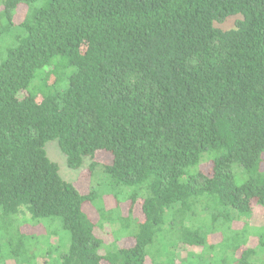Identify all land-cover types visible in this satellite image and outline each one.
I'll use <instances>...</instances> for the list:
<instances>
[{"label": "trees", "instance_id": "obj_1", "mask_svg": "<svg viewBox=\"0 0 264 264\" xmlns=\"http://www.w3.org/2000/svg\"><path fill=\"white\" fill-rule=\"evenodd\" d=\"M148 259L264 264V0H0V264Z\"/></svg>", "mask_w": 264, "mask_h": 264}, {"label": "rangeland", "instance_id": "obj_2", "mask_svg": "<svg viewBox=\"0 0 264 264\" xmlns=\"http://www.w3.org/2000/svg\"><path fill=\"white\" fill-rule=\"evenodd\" d=\"M19 18H22V15H19ZM236 22V17L230 18L228 20H226L223 23L218 24L220 27H222L223 29H229L234 27ZM58 141L57 140H51L47 143L46 148L47 151L49 153V156L52 158V160L58 162L59 166H60V174L62 175L63 178H65L68 181L74 182V184L77 186V188L79 190H81L83 193H88L89 190L91 189V187L95 188V189H105L107 190V185H108V181L104 180V182H102L101 184H99V176L97 177H92L89 173L88 170V161L85 163L86 165H83L80 169H72L67 165V161H66V156L61 152L60 148L57 145ZM96 159L97 161L101 162V163H108L111 160V156L109 154V152H104V151H100L97 153L96 155ZM203 171L205 173H211L212 171V163L209 162L207 164L203 165ZM108 180V178H107ZM108 190L110 191V193L112 194V187L111 185L108 186ZM138 204V203H137ZM136 204V205H137ZM86 206L88 207V209L93 210V215L97 216L96 211H95V207L93 206L92 203L88 202L86 204ZM114 206V205H112ZM119 206L121 208L122 213H128V209L130 208V202L129 201H122L119 203ZM95 212V213H94ZM92 214V213H91ZM141 213H140V206H136L133 210V216L134 217H140ZM250 223L252 225H256L258 224V226L262 223V219H258V220H252L250 221ZM34 225H28L25 224L24 225V231L28 232L29 231L34 232L37 228H33ZM234 227H240V225H234ZM41 228L37 229V231H40ZM120 230L116 231L119 232ZM101 235L104 236L105 240L107 242H110L114 239L115 235L114 233H111V224L108 223V221L104 222V230L101 231ZM118 236V235H116ZM130 236V235H129ZM130 244H132L133 240L130 238ZM125 242L127 243V239L125 238H121L120 242ZM213 242L219 241V239L217 237L212 238ZM59 241H57L58 243ZM66 243V242H65ZM256 262H260L261 259L258 257L257 260H255ZM201 262V260H200ZM148 264H150V260L148 259ZM195 264H199L194 262Z\"/></svg>", "mask_w": 264, "mask_h": 264}]
</instances>
